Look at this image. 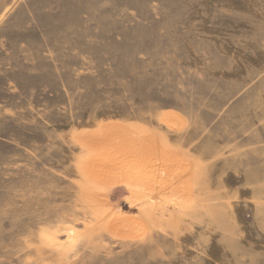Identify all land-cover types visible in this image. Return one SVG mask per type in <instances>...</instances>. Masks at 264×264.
<instances>
[{
	"label": "rangeland",
	"instance_id": "obj_1",
	"mask_svg": "<svg viewBox=\"0 0 264 264\" xmlns=\"http://www.w3.org/2000/svg\"><path fill=\"white\" fill-rule=\"evenodd\" d=\"M0 264H264V0H0Z\"/></svg>",
	"mask_w": 264,
	"mask_h": 264
},
{
	"label": "bare ground",
	"instance_id": "obj_2",
	"mask_svg": "<svg viewBox=\"0 0 264 264\" xmlns=\"http://www.w3.org/2000/svg\"><path fill=\"white\" fill-rule=\"evenodd\" d=\"M124 148V147H123ZM126 150V149H125Z\"/></svg>",
	"mask_w": 264,
	"mask_h": 264
}]
</instances>
